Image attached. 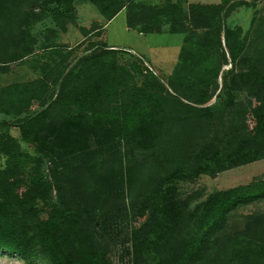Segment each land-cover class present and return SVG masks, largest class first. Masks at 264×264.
<instances>
[{
  "label": "trees",
  "instance_id": "16d2710c",
  "mask_svg": "<svg viewBox=\"0 0 264 264\" xmlns=\"http://www.w3.org/2000/svg\"><path fill=\"white\" fill-rule=\"evenodd\" d=\"M257 1L0 0V73L31 74L0 86V252L111 264L119 243L131 264H264V209L234 215L264 199V176L178 190L264 158V17L227 22ZM82 3L142 34H182L165 80L106 45L101 25L59 43Z\"/></svg>",
  "mask_w": 264,
  "mask_h": 264
},
{
  "label": "rangeland",
  "instance_id": "374dc122",
  "mask_svg": "<svg viewBox=\"0 0 264 264\" xmlns=\"http://www.w3.org/2000/svg\"><path fill=\"white\" fill-rule=\"evenodd\" d=\"M210 1V0H209ZM214 1V0H212ZM218 1V0H215ZM255 7L238 8L233 15L232 21L241 25L246 29L248 23L253 15L254 9L259 10L258 17H264V0H259L255 3ZM76 24L68 25V36H61L58 41L61 44L67 45L68 43H76V40L83 39V35L78 31L77 26H99L102 25L104 20L100 16L95 6L89 3L77 4L76 6ZM50 25L48 19L43 20L39 24H35L33 32L38 31L41 25ZM105 37L103 40L106 45H112L115 48H130L128 50L133 56L141 58L146 65L150 66L152 71L157 76L165 80L166 74L172 69L175 64L177 54L182 42V34H145L139 35L135 31L125 30V13L120 11L104 26ZM81 39V40H82ZM131 59L130 56L122 54L119 56V63L126 64ZM229 66H224L226 70ZM31 78L30 71L25 64H16L12 66L11 70L7 73H0V86L14 80H27ZM221 82V78H219ZM10 133L13 136H18L15 127L10 128ZM257 176H264V158L248 164H244L229 170L216 173L214 175H201L192 182L180 181L178 182L179 193L184 196L190 192H198L204 197L215 190L232 187L238 184L247 183L248 181L256 178ZM264 209V199L254 201L252 203L239 207L235 212V216L246 214L254 211ZM111 264H131L128 256L124 255V248L119 244L111 250L110 254ZM0 264H24L21 259L16 256L8 255L5 252H0Z\"/></svg>",
  "mask_w": 264,
  "mask_h": 264
},
{
  "label": "crops",
  "instance_id": "0c3cea01",
  "mask_svg": "<svg viewBox=\"0 0 264 264\" xmlns=\"http://www.w3.org/2000/svg\"><path fill=\"white\" fill-rule=\"evenodd\" d=\"M140 1H142V2H144V3H148V4H156V3H160V2H162L163 0H140ZM259 1V0H258ZM257 1V2H258ZM187 2H198V3H218L219 2V0L218 1H212V0H187ZM244 9H246V8H248V7H244V6H242ZM240 8V7H239ZM238 9V8H237ZM237 9H235L234 11H232L231 13H230V15L228 16V18H227V22L228 23H230V24H233V25H239V24H237V23H235V22H233L232 21V18H231V16L233 17V15H235V11L237 10ZM109 21H107V22H103V24L101 25L102 27V35H103V38L105 37V34H104V26L108 23ZM250 22V21H249ZM69 25H71V24H69ZM248 25H249V23H248ZM247 25V26H248ZM100 26V25H99ZM239 26H241V25H239ZM78 29V28H77ZM125 30L126 31H135V32H137L136 30H134V29H131V28H128L127 26H126V23H125ZM79 31V30H78ZM139 35H145V34H142V33H139V32H137ZM60 35V34H59ZM64 35H66V37L68 36V32H67V28H66V31H65V33L64 34H62L61 36L63 37ZM59 38H60V36H59ZM58 38V39H59ZM82 39V38H81ZM81 39L80 40H76V43L77 42H79V41H81ZM59 42V41H58ZM60 43V42H59ZM76 43H74V44H76ZM73 43H68L67 45H69V46H71V45H74ZM108 46H111V47H114V46H112V45H108ZM115 48V47H114ZM119 49H122V50H126V51H128V50H132V49H130V48H119ZM180 49V48H179ZM129 52V51H128ZM179 52V51H178ZM145 63V62H144ZM146 64V63H145ZM148 66V65H147ZM150 69H152L150 66H148ZM171 71V70H170ZM170 71H169V73H170ZM169 73H167L166 75L168 76L169 75ZM166 76V77H167Z\"/></svg>",
  "mask_w": 264,
  "mask_h": 264
}]
</instances>
